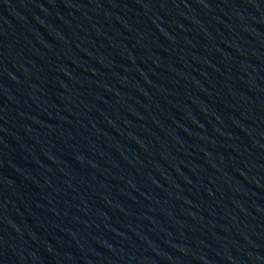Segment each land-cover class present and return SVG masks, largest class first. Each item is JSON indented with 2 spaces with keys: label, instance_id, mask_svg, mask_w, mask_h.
<instances>
[{
  "label": "water",
  "instance_id": "water-1",
  "mask_svg": "<svg viewBox=\"0 0 264 264\" xmlns=\"http://www.w3.org/2000/svg\"><path fill=\"white\" fill-rule=\"evenodd\" d=\"M0 264H264V0H0Z\"/></svg>",
  "mask_w": 264,
  "mask_h": 264
}]
</instances>
